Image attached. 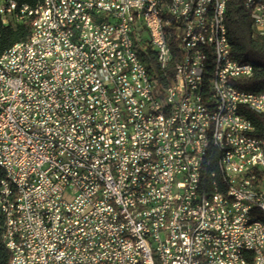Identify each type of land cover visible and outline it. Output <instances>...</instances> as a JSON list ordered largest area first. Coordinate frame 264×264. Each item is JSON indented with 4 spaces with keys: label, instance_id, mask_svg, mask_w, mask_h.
<instances>
[{
    "label": "built area",
    "instance_id": "built-area-1",
    "mask_svg": "<svg viewBox=\"0 0 264 264\" xmlns=\"http://www.w3.org/2000/svg\"><path fill=\"white\" fill-rule=\"evenodd\" d=\"M223 4L216 0L221 32ZM145 7L154 15L155 0H56L54 16L39 27L43 46L22 50L12 56L11 67H0V162L8 163L26 190L23 245H15L14 236L4 238L5 210H11L4 196L17 198L16 187L9 182L7 194L0 195L3 239L16 247L18 264H233L232 255L245 264L240 244H250L263 264L253 237L255 230L264 232L254 219V203L264 200L249 196L245 180L235 179V171L264 169L263 138L247 115H264V94L238 86L256 69L231 64L223 40L212 58L222 52L214 75L228 87L229 99L209 84L208 102L198 105L195 81L204 46L200 35L192 36V25H198L202 3L174 0L184 53L181 85H161L177 104V142H169L163 109L139 67L142 49L140 58H133L129 43L138 46V40L124 37L125 26ZM28 10L27 3L0 0V34L22 24ZM121 11H128V18H121ZM256 16L264 34V0ZM113 36H121V47H114ZM113 53L123 56L124 67H114ZM125 73L135 74L137 87L127 85ZM134 90H143L149 107L159 109L158 125H149V134H141ZM223 102H230V111L214 129L212 179L218 215L229 219V227L205 221L193 190L203 119ZM150 130H158V146H151ZM172 158H179L181 184L170 179ZM224 181L236 186L238 199L226 198ZM110 196H117V204H110ZM168 202H176L175 212L167 211ZM62 211H69V220H62ZM148 219H155V226H148ZM124 234H134L137 247H130ZM135 249H142V256H135Z\"/></svg>",
    "mask_w": 264,
    "mask_h": 264
},
{
    "label": "bare ground",
    "instance_id": "bare-ground-1",
    "mask_svg": "<svg viewBox=\"0 0 264 264\" xmlns=\"http://www.w3.org/2000/svg\"><path fill=\"white\" fill-rule=\"evenodd\" d=\"M102 1V0H95ZM116 1V0H109ZM130 3H140L143 0H128ZM202 3L201 13H199L198 25H192V36H199L204 47L199 48L200 70L197 71L195 81V91L198 93V105H205L209 100V84L214 92H220L222 99H229V90L227 86H221L220 76L214 75V70H220L222 65V43L224 40L227 49H231V64L239 67H255L250 61H238L232 55V45L229 38V29L226 21L228 0H224L222 10L219 14L216 11V0H191V5ZM261 4V0H244V5L253 18V26L257 33L263 34L260 25L257 23L256 7ZM56 12V0H42L36 6L29 4L28 12L23 14V23L28 21L32 24V35L28 41L17 42L12 45L0 58V67H11L12 56H18L22 50L28 48H40L43 46V35H39V27H45ZM121 18H128V11H121ZM152 25H157L152 27ZM134 28V34H132ZM134 35L138 40L136 43H129V54L133 58H140L142 49L145 54H153L161 70H166L169 63L175 57V51L179 59L175 64V73L172 82L165 86L166 88H175L181 85L180 72L183 68L184 36L183 24L179 21V12L174 8V0H155L154 15L152 7H145L136 11V17H132V26H125L124 37L127 42H134ZM114 47H121V36H113ZM175 49V51L173 50ZM163 51L167 54L163 57ZM114 67H124V59L120 53H113ZM139 67L143 72V79H148V86H151V96L155 97L156 104L163 109L164 133L168 136L169 142H177V134L174 125L177 122V104L175 99L168 97L162 91L161 84L154 75V69L139 60ZM256 69V67H255ZM125 80L130 87H137L135 74L125 73ZM241 92H256L264 94V90L248 91L239 87ZM136 105L141 111L139 127L141 134H149V125H158L159 109L149 107L146 100V94L143 90H134ZM227 111H230V102H223L219 108L213 111H207V117L203 119L202 129L200 130L201 147L200 159L197 160L195 172H193V190L195 205L199 206L201 211H205V221L210 225H222L229 227V219L226 216H219V203L216 194V186L212 179L214 164V144L215 128H220L221 122H226ZM256 113L257 112H253ZM249 121L255 125L249 117ZM255 130L257 127L255 125ZM151 146L159 145L158 130H150ZM261 147L264 152V138L261 140ZM179 158L169 159L170 179L173 184H181V176L178 173ZM0 171L3 176L0 177V195L7 194L10 187H16L17 198L13 195L4 196L5 207H11V210H5V231L4 238H13L15 245H23L25 240V230L21 223H24V200L26 199V190L24 185L19 184L17 177H12L11 168L7 162H0ZM235 179H244L243 190L249 196L264 200V169L254 168V173L247 171H235ZM224 190H226L227 199H238V191L231 181H224ZM110 204H117V196H110ZM176 202H168L167 211L175 212ZM254 219L258 225L264 226V202L254 203ZM62 220H69V211H62ZM148 226H155V219H148ZM124 241L130 243V247H137V240L134 234H124ZM6 247L11 253L10 264H18L16 247H12V241H5ZM253 245L261 256L264 264V232L255 230ZM240 252L244 257L245 264H259V258L254 257L253 249L250 244H240ZM135 256H142V249H135ZM233 264H241V256L232 255Z\"/></svg>",
    "mask_w": 264,
    "mask_h": 264
},
{
    "label": "trees",
    "instance_id": "trees-1",
    "mask_svg": "<svg viewBox=\"0 0 264 264\" xmlns=\"http://www.w3.org/2000/svg\"><path fill=\"white\" fill-rule=\"evenodd\" d=\"M36 6L42 0H17ZM226 21L229 29V38L232 45V55L238 61H250L256 71L253 76L238 81V86L248 91L264 90V34L257 33L253 26V18L244 5V0H228ZM32 35V24L30 21L18 25L6 26L0 34V58L15 43L28 41ZM175 51V49H173ZM142 60L152 70L154 76L163 86L172 82L175 73V64L179 59L175 51V57L169 63L166 70H161L153 54L141 53ZM254 121L257 130L255 134L264 138V115L247 112ZM3 172L0 171V177ZM0 216V264H10L11 253L6 247L3 239V227Z\"/></svg>",
    "mask_w": 264,
    "mask_h": 264
}]
</instances>
